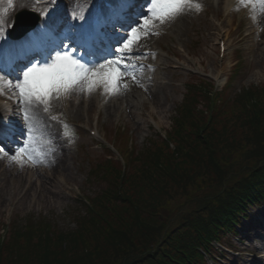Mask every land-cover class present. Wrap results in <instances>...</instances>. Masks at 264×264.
Wrapping results in <instances>:
<instances>
[{"label":"rangeland","instance_id":"rangeland-1","mask_svg":"<svg viewBox=\"0 0 264 264\" xmlns=\"http://www.w3.org/2000/svg\"><path fill=\"white\" fill-rule=\"evenodd\" d=\"M207 2L208 0H192L191 4L185 6L184 13L175 20L164 25L155 22L154 31L150 30L149 36L139 42L138 47L142 48L139 51L148 53L156 47L160 53L149 56L135 54V56L145 57L150 63L159 64V67H153L145 72L142 80L145 85L137 81L129 82L130 78H126V81L128 79L130 83L129 89L116 98L119 102L121 97L128 99L124 101L122 110L109 109V100L105 102L106 104L98 106V100L106 96V92L99 88L92 92L95 96L99 95L96 104H89L91 94L73 90L67 94L61 92V95H53L55 105L49 102L47 112L43 110L44 106H35L36 110L40 107L38 111L40 124L44 123L45 118L47 120V115H55V125L52 121H47L54 125L58 137L64 140L69 150L64 156L69 166L66 172H63L61 167L46 170V166H40L36 169L29 163L21 167L20 164L11 161V156L2 157L0 160V238L8 231L12 234L18 225L28 224L31 221H47L65 232L74 231L79 224V219L87 218L89 215L85 206L77 200L78 195L96 199L109 187V183L104 181L97 170L100 162H107L106 160L110 159L109 155L100 146V141L91 136L89 130L98 128L104 138L107 135L110 141L116 142H120L123 137L127 139L133 133L134 140L130 150L133 153L141 152L142 155L148 149L154 148L155 141H161L160 134H164L166 128L169 126L173 128L174 119L185 95L186 101L189 97V101L194 99L195 88H188L194 86L196 80L199 81L200 87L197 88V104L193 106L196 110H200L197 112H204V110L207 111V90L212 88V85L215 86L208 77L217 79V85L222 86L226 76L231 75L232 72L238 74L234 82L235 86L232 88V96L227 99V104H223L222 116L219 120V124L224 120L228 129L238 130L233 128L234 118H238L235 114V108L238 105L233 103L236 91L248 86L264 89V33L260 36L256 33L260 30L256 28L257 31L251 34V37H247L248 34L250 35L252 23L248 18L250 11L246 12L248 4L244 3L237 8L233 25L229 28L230 35L227 37L225 29L228 28L226 23L229 22V14L227 10H223L224 2L221 3V0H209L208 4ZM197 4L201 5V10H197ZM218 12L220 16L217 15ZM217 23L224 24V28L219 27ZM137 26L141 28L140 24ZM219 33H223L227 43V50L223 57L219 55L216 44ZM257 38L260 41L255 44L254 41ZM150 41H153L151 46ZM239 57L241 62L235 66ZM157 59L160 60L157 61ZM165 66L168 67L164 68ZM191 70L200 72L202 75L192 76ZM218 71H220L219 75H217ZM161 82H166L163 84L165 86H162ZM148 86L159 89L162 97L161 104L152 99ZM107 99L108 97L105 98ZM80 100L83 102L81 105ZM129 102L134 104V107L128 104ZM151 113H155V119L151 117ZM189 120L193 119L189 118ZM207 120L208 116H205L202 122ZM63 122L69 126V137L66 140L61 134ZM215 127L220 130V126ZM156 130L162 132L159 133ZM42 133L44 132L36 133L37 143L40 144L38 151L40 155L52 158L56 153H60L61 149L59 148L58 151L54 140ZM204 133L209 138L216 135L210 129ZM98 138L101 139V137ZM247 148L246 145L237 147L233 161L229 164L228 172L232 171L238 178L246 174L244 171L240 173V169L248 172L250 168L257 165L252 156L246 152ZM113 152L117 157L120 156L117 150ZM43 162L38 164H45ZM190 172L194 175L192 179L186 180L187 184L183 183L172 190L176 191L175 196L162 207V213L159 214H163L166 218L171 216L172 223L169 230L172 233L180 231L186 218L196 217L201 211V214H206L208 209L204 210L203 206L208 201L214 206L218 205V183L221 177L227 176L225 171L220 176L214 172H207L203 168L199 170L196 166L191 167ZM29 187L27 193L22 194ZM144 196L149 197L148 194ZM250 214L251 218L242 224L244 228L240 230L242 234L238 245L240 251L244 247L252 246L253 241L260 245L264 238V225L249 231L251 240L245 238L242 233L244 229L246 231L251 229V223L255 222L257 216H264V204L262 207L254 208V211L252 209ZM244 254H240L241 257L224 259L221 264H243L247 257ZM228 255H231V252H228Z\"/></svg>","mask_w":264,"mask_h":264},{"label":"trees","instance_id":"trees-1","mask_svg":"<svg viewBox=\"0 0 264 264\" xmlns=\"http://www.w3.org/2000/svg\"><path fill=\"white\" fill-rule=\"evenodd\" d=\"M234 103L238 105L233 126L237 131L228 129L223 120L217 125L220 130L212 127L215 136L199 138L195 146L183 145L176 139V132L175 150L162 141L142 153L138 177L128 180L126 192L110 182L107 194L97 198L103 216L90 214L79 219L72 232L57 229L47 221L18 225L6 242L0 241V264H186L188 251L195 252L188 238L195 244L208 245L212 238L219 237L221 219L229 223L264 191V89L243 91ZM243 145L257 165L248 172L240 169L246 174L238 178L228 170L234 152ZM193 166L220 176L225 171L227 178L221 177L218 183V205L208 201L203 206L208 209L206 214L201 211L196 217L186 218L181 233H172L171 216L159 214L175 196L172 190L192 179ZM225 207L229 213L221 216Z\"/></svg>","mask_w":264,"mask_h":264},{"label":"snow or ice","instance_id":"snow-or-ice-1","mask_svg":"<svg viewBox=\"0 0 264 264\" xmlns=\"http://www.w3.org/2000/svg\"><path fill=\"white\" fill-rule=\"evenodd\" d=\"M255 8L259 5L264 11V0H243ZM192 3V0H150L151 7L148 12L151 15L143 14L138 21L143 27L140 31L151 28L155 22L164 25L175 20L185 11V6ZM201 10V5H196ZM43 34H32L29 41L18 47L23 49V55L12 65H9L3 56L7 51L3 44H0V72L15 75V83L8 80L7 84L18 91L20 102L25 106L43 105V110L48 111V104L53 95L61 92L67 94L72 90H78L91 94L98 88H102L109 95L119 94L121 86L127 88L126 78L137 81V70L142 68L138 57L134 55L135 45L140 39L138 28L129 27V34L115 46L105 45L104 49H96V52H104L103 56L97 55L90 63L82 62L75 58V51L88 44L87 34L80 37H69L76 45L75 49L67 47L63 42L59 49L48 48L45 52L34 49L32 46L39 44ZM40 57L37 63L36 57ZM49 60L51 62H49ZM27 120L33 124L35 120L25 112ZM30 127L25 128V136L31 132ZM12 162L23 167L29 161L37 162L29 154V145L25 141L22 146L14 151L10 157Z\"/></svg>","mask_w":264,"mask_h":264},{"label":"bare ground","instance_id":"bare-ground-1","mask_svg":"<svg viewBox=\"0 0 264 264\" xmlns=\"http://www.w3.org/2000/svg\"><path fill=\"white\" fill-rule=\"evenodd\" d=\"M208 2H209V0H208ZM208 2H207V4H208ZM222 2H224V7H223V10H229L230 11V16H228V20H229V22H227L226 23V26L228 27L227 29H225V34H226V36L227 37H229V35H230V27H231V25H232V23H233V21H234V17H235V11H234V8H233V6H232V4H233V0H221V3ZM251 10H252V12H251V14H250V22L252 23V31L250 32V34H253V33H255L256 31H257V29H260L261 31H259V34H260V36H262L263 35V33H264V11H262L261 10V8H260V6L259 5H256L255 6V8L252 6L251 7ZM218 16H220V13L218 12V14H217ZM257 20V21H256ZM222 26L224 27L225 25L224 24H222ZM257 28V29H256ZM115 30H117V29H115ZM118 30H119V28H118ZM259 41H260V39L259 38H257V39H255V44H258L259 43ZM103 46H99V48L101 49ZM219 73V72H218ZM218 73H217V75H218ZM2 82V80H0V87L2 88V91H3V93H4V96L6 95V94H8L9 95V97H11V98H13L14 99V97L13 96H16V91H13L12 92V94H10V89H8V88H6V87H4V85L1 83ZM127 88H124L123 86H121V91L119 92V94H116V95H113L112 96V98H114V99H112V100H110V107H109V109H111V110H121V109H123V103L122 102H119L117 99H116V97L118 96V95H123L125 92L124 91H126V90H128L129 89V83H127ZM145 85V84H144ZM161 87V86H160ZM148 90L150 91V94H151V97H152V99L153 100H155L158 104H161V100H162V97H161V95H160V91H159V89H153L152 88V86H148ZM75 91H77V90H75ZM13 95V96H12ZM91 95H92V98H91V100L89 101V104H96V102H97V99H98V97L99 96H95V94L94 93H91ZM1 98H2V96H0ZM0 98V99H1ZM60 102H61V100H60ZM0 113L2 112L1 110H3L4 108H3V106H4V102L3 101H1L0 100ZM50 103H53L54 104V101L53 102H50ZM83 102H82V100H80V105L82 104ZM14 104H15V107L17 106V102L16 101H14ZM131 105H132V107H134V104H132V103H130ZM55 105V104H54ZM43 106V105H42ZM159 106V105H158ZM34 106H22V107H19L18 109H23L24 111H26V112H28V115L29 116H31V110L33 111L34 110V108H33ZM50 108V107H49ZM39 109H40V107L37 109V113H38V111H39ZM135 112V111H134ZM136 113V112H135ZM137 114V113H136ZM151 115H152V117L154 116V113H151ZM137 116V115H136ZM28 122H29V124L33 127V123L31 122V121H29L28 120ZM53 135L54 136H56L57 137V135H56V133L55 132H53ZM57 140L59 141V145H60V149H61V152L60 153H56V155L55 156H53L52 158H53V160H52V158H49V157H47V156H45V155H43V156H39L40 155V153H39V155H36L37 154V151L36 150H34V148L33 147H29V153H30V155L33 157V159L34 160H36L37 162H39V161H44L45 163H46V165H48L49 166V168H51L50 166H52V168L54 167V168H56V169H58V168H60L61 167V169H62V171L63 172H66V168H68V165H67V162L65 161V158H64V156L67 154V151L66 152H64V150H63V148H64V146H63V144H62V142L59 140V138H57ZM6 155V156H5ZM8 155L7 154H5V153H1L0 154V160H2V157H7ZM49 162V163H48ZM60 169V170H61ZM30 189V187L28 188V189H26V190H24V193H22V194H25V193H27V190H29Z\"/></svg>","mask_w":264,"mask_h":264}]
</instances>
